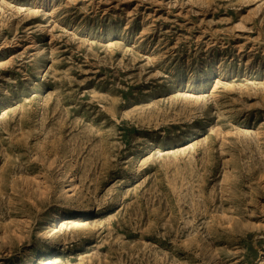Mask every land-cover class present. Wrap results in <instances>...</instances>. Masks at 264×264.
Returning a JSON list of instances; mask_svg holds the SVG:
<instances>
[{
	"label": "rangeland",
	"instance_id": "obj_1",
	"mask_svg": "<svg viewBox=\"0 0 264 264\" xmlns=\"http://www.w3.org/2000/svg\"><path fill=\"white\" fill-rule=\"evenodd\" d=\"M0 264H264V0H0Z\"/></svg>",
	"mask_w": 264,
	"mask_h": 264
},
{
	"label": "bare ground",
	"instance_id": "obj_2",
	"mask_svg": "<svg viewBox=\"0 0 264 264\" xmlns=\"http://www.w3.org/2000/svg\"><path fill=\"white\" fill-rule=\"evenodd\" d=\"M62 218L61 216H58L56 219ZM52 252H57L56 250H52Z\"/></svg>",
	"mask_w": 264,
	"mask_h": 264
}]
</instances>
